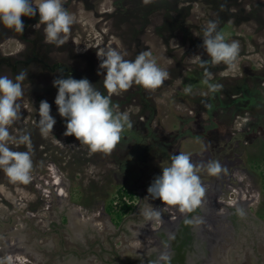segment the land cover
I'll list each match as a JSON object with an SVG mask.
<instances>
[{"label":"rangeland","instance_id":"obj_1","mask_svg":"<svg viewBox=\"0 0 264 264\" xmlns=\"http://www.w3.org/2000/svg\"><path fill=\"white\" fill-rule=\"evenodd\" d=\"M64 6L76 16V23L62 47L45 42L38 13L22 17L23 35L0 25V75L14 78L20 71L28 73L22 84L21 119L10 131L17 137L30 134L31 145L11 147L30 151L33 161L27 185L10 182L0 170V264H32L28 252L21 260L10 255L22 252L23 240L30 242L36 236L43 245L56 237L39 236L32 227L45 232L47 223L60 221L65 209L77 210L82 221L76 227L70 217V225L74 223L79 231L93 229L90 234L96 232L106 249L110 248L107 239L126 261L153 264V253L172 244L179 221L202 219L207 206L215 208V197L222 202L218 210L226 211L217 228L224 225L228 231L220 238L221 246L215 244L228 250L229 241L237 236L242 240L239 244L249 245L264 263V0H152L147 5L143 0H64ZM210 20L217 21L227 42L240 44L234 67L220 64L208 69L210 82L223 85L215 93L204 84L205 69L200 67V57L209 59L202 47V29ZM108 47L130 60L141 51H150L170 78L156 91L133 85L112 96L117 111L127 113L133 127L125 130L111 155H104L64 135L67 121L55 104L58 89L53 80L87 78L107 95L103 88L106 70L99 67L97 51ZM4 59L5 65L1 64ZM187 85L192 86L190 94L184 92ZM42 100L51 105L50 114L56 120L52 135L46 138L38 125ZM180 152L190 154L193 163L217 161L221 165L215 176L206 168L201 170L207 189L204 204L182 215L177 208L153 200L147 191L162 175V168L170 165V158ZM56 180L57 186H50ZM120 187L136 195L132 211L115 224L105 209ZM238 193L248 199L242 206L236 204ZM149 203L161 216L146 231V226L141 228L148 222L141 209ZM238 208L243 216L237 214ZM161 225H166L170 240ZM135 232L138 240L130 236ZM146 252L150 256L140 258ZM29 253L38 257L36 264H47L40 252ZM246 261L255 264L257 259L248 253Z\"/></svg>","mask_w":264,"mask_h":264},{"label":"clouds","instance_id":"obj_2","mask_svg":"<svg viewBox=\"0 0 264 264\" xmlns=\"http://www.w3.org/2000/svg\"><path fill=\"white\" fill-rule=\"evenodd\" d=\"M151 2L143 0L145 5ZM37 13L39 23L44 26L45 42L57 47L66 44L71 27L76 23V16L66 9L64 0H0V25L19 35H23L25 29L22 17L32 18ZM202 32V47L209 59L200 57V67L205 69L204 84L215 93L222 90L223 85L210 82L207 78L210 76L208 69L220 64L234 67L240 44L235 40L227 42L218 30L217 21L210 20ZM97 57L101 60L100 69L106 70L103 88L107 95L87 78L77 80L68 76L53 80V87L58 89L55 104L59 115L67 121L65 136H74L79 144L87 146L92 153L111 155L120 144L125 130L133 127L129 115L117 111L119 106L112 103V96L120 95L133 85L156 91L170 78V73L161 68L147 50L139 52L130 60L117 49L108 47L97 51ZM27 75L26 71L18 72L14 78L0 75V170L10 182L24 185L32 180V154L30 151H14L11 145L23 144L30 148V134L16 137L10 129L21 119L22 84ZM184 92L190 94L192 86L187 85ZM202 103L205 107H211L205 101ZM38 113L40 132L46 138L52 135L56 124L50 114L51 105L42 100ZM170 159V165L162 168V175L153 180L147 191L153 200L159 199L163 205L175 207L181 214H191L203 206L207 191L199 173L206 168L209 175L215 176L220 173L221 165L217 161H209L206 165L193 163L190 154L185 152L173 155ZM141 214L146 222L158 220L161 216L159 210L150 203L141 209ZM237 214L243 216V210L238 208ZM184 222L198 226L203 220L193 217L186 218ZM160 262L171 264V256L167 252L161 253L154 264Z\"/></svg>","mask_w":264,"mask_h":264},{"label":"flooded vegetation","instance_id":"obj_3","mask_svg":"<svg viewBox=\"0 0 264 264\" xmlns=\"http://www.w3.org/2000/svg\"><path fill=\"white\" fill-rule=\"evenodd\" d=\"M71 213L74 212L65 209L61 214V220L54 222L49 221L47 223V229L43 233L41 232V229L32 227L33 232L39 236L48 237L56 235V237L53 239L50 237L51 239L47 240L43 245L37 243L38 240L36 236L31 239L30 242L23 240L25 242L23 243L25 247L21 246L19 248L23 249V252L28 249L27 252L32 257V260H26L32 264H36V261L39 262L38 257L29 253V250H32V252L35 250L47 258V264H141V261H126V259H124L118 251L113 248V244L109 243V240L107 239L106 242H108L110 248L106 249L100 242L101 238L99 235H96V232L90 234V230L92 232L93 229H82L80 232L75 226L70 225L69 218H72ZM63 217L65 218V222L63 221ZM72 220L74 221L73 218ZM184 221L185 220L179 221V229L175 239L172 240V244L170 246L168 245L165 251H160L161 249H159V252L153 253L154 262L158 260L161 253L167 252L171 256V264H212L213 261L218 264H247L246 254L249 253L253 254L257 259L255 264H264L262 261L263 258L254 254V250H252L249 245H245L244 243H242V245L239 244L242 240L240 241V238L237 236L229 241L230 249L221 250L219 248L221 241L217 246L215 244V237L213 239L212 235H209L208 232L202 233V231H199L197 225H188L185 224ZM145 226L146 225L143 224L141 228H144ZM165 226L161 225L166 239L170 240L169 233L165 230ZM138 230L139 232H142L140 229ZM131 235L132 237L137 238L136 240L139 239L138 233H130V236ZM57 248L58 254L55 253ZM138 251L141 252V250ZM139 256L140 258H142L141 256L146 258V256H150V254L146 252L144 255L140 254ZM92 260L95 262H89ZM143 263L144 261H142V264ZM160 264H163V262H160Z\"/></svg>","mask_w":264,"mask_h":264},{"label":"bare ground","instance_id":"obj_4","mask_svg":"<svg viewBox=\"0 0 264 264\" xmlns=\"http://www.w3.org/2000/svg\"><path fill=\"white\" fill-rule=\"evenodd\" d=\"M190 6V5H189ZM134 26V25H133ZM17 137V136H16ZM57 178V176H55L54 177V179H56ZM59 182L56 180V182H53L52 184H50V186L52 185V186H57V184H58ZM47 185H49V183L47 184ZM58 186H60V185H58ZM58 191V194L60 195V197L61 198H64V192H63V190L61 191L60 189L59 190H57ZM37 194V193H36ZM39 194V193H38ZM216 195V194H215ZM238 195H239V197H238V199L236 200V204L237 205H243L244 203H246L247 201H248V199L245 197V195H242L241 193H238ZM242 197H244V198H242ZM217 199H218V197H215L214 198V200H213V207H215V208H211L210 206H207L208 208L203 212L204 214H203V217H202V220H203V223L202 224H199L198 225V227H199V229H200V231H202V233H205V231L206 232H208V234L209 235H212V234H214V233H216L217 232V236L216 235H212V237L214 236H216L215 238V240L217 241V244H219V242H220V238L222 237V238H224L223 236L225 235V233L227 232L228 233V231L226 230V226H224V225H220L218 228H217V226L219 225V221H222V219L223 218H225V214H226V211H220V210H218V207H219V205L220 204H222V202H218L217 201ZM152 207H153V205H152ZM215 209V210H214ZM171 213V212H170ZM72 214V218L74 219V221H76V227H78V226H80V219L81 218H79V213H78V211L77 210H74V213H71ZM180 215H182L181 213H180ZM173 218V217H172ZM206 220V221H205ZM82 222V221H81ZM85 221H83V223H84ZM151 221H148V223H147V225H146V231L149 229V228H151L150 227V225H151ZM73 224V226H74V223H72ZM71 224V225H72ZM166 225H167V223H166ZM72 226V227H73ZM96 227V226H95ZM153 229V228H152ZM216 229H217V231H216ZM81 232V231H80ZM136 233V232H135ZM140 233V232H139ZM142 233H145V230L144 231H142ZM132 236V235H131ZM214 237H213V239H214ZM16 241V240H15ZM133 241V240H132ZM149 241V240H148ZM227 241V240H226ZM18 242V241H17ZM20 243V242H19ZM139 243V242H138ZM147 243V242H146ZM238 243V242H237ZM13 245V244H12ZM16 245V243L14 244V246ZM221 246V245H220ZM5 249V248H4ZM136 249V248H135ZM223 249V248H222ZM8 250V249H7ZM8 251H10V250H8ZM12 251H14L13 249H11V251L10 252H12ZM7 253V252H6ZM14 253V252H13ZM27 253V250L26 251H22V252H20V253H15V255H10V257L11 258H14V256L15 257H17L16 259H19V260H21V257H23L24 256V254H26ZM19 255H20V257H19ZM19 257V258H18ZM227 262V261H226ZM22 263V262H21ZM217 263V262H216ZM215 263V261H213L212 262V264H216ZM218 264V263H217Z\"/></svg>","mask_w":264,"mask_h":264},{"label":"trees","instance_id":"obj_5","mask_svg":"<svg viewBox=\"0 0 264 264\" xmlns=\"http://www.w3.org/2000/svg\"><path fill=\"white\" fill-rule=\"evenodd\" d=\"M5 59L1 64L5 65ZM135 193L131 190H126L120 187L116 191V196L106 207V213L112 218L115 224H118L126 215H128L133 209V202L135 199Z\"/></svg>","mask_w":264,"mask_h":264},{"label":"water","instance_id":"obj_6","mask_svg":"<svg viewBox=\"0 0 264 264\" xmlns=\"http://www.w3.org/2000/svg\"><path fill=\"white\" fill-rule=\"evenodd\" d=\"M119 264H122V263H119Z\"/></svg>","mask_w":264,"mask_h":264}]
</instances>
